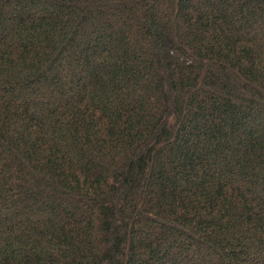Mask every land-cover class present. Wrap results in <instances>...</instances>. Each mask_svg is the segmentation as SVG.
Instances as JSON below:
<instances>
[{
    "label": "trees",
    "instance_id": "16d2710c",
    "mask_svg": "<svg viewBox=\"0 0 264 264\" xmlns=\"http://www.w3.org/2000/svg\"><path fill=\"white\" fill-rule=\"evenodd\" d=\"M0 264H264V0H0Z\"/></svg>",
    "mask_w": 264,
    "mask_h": 264
}]
</instances>
